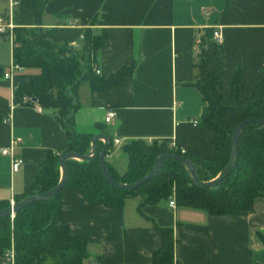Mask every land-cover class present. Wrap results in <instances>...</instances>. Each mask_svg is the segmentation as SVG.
Masks as SVG:
<instances>
[{"label": "crops", "instance_id": "crops-1", "mask_svg": "<svg viewBox=\"0 0 264 264\" xmlns=\"http://www.w3.org/2000/svg\"><path fill=\"white\" fill-rule=\"evenodd\" d=\"M16 1L15 27L34 25V13ZM9 9L10 0H0V16L6 21ZM42 23L56 27V40L77 49L86 28L104 34L95 63L104 78L135 64L132 73L108 89L91 91L83 83L81 105L75 112L79 132L110 137L112 149L106 161L120 174L129 162L122 147L137 138L168 139L170 146L183 148L197 159L213 156V131L194 122L206 102L189 83L197 72L199 42L207 28L222 31V41L211 38L207 46L212 53L210 66L222 62L226 98L231 97V79L238 67L242 96L249 95L264 77V0H47ZM13 48L9 33L0 32V199L10 201L30 189L48 149L59 151L70 144L53 107L37 109L19 103L12 120H4L13 96L4 77L14 60ZM38 71L24 67L19 75ZM22 79L26 76L17 78ZM109 107L116 115L107 121ZM12 137L21 138L15 151L23 162L17 170L12 169L11 157L1 153ZM115 138L121 142L116 144ZM103 143L100 138L98 149ZM169 197L140 209L141 197L131 196L123 206L110 207L64 188L62 208L72 233L88 240L87 264H153V253L162 245L155 223L173 226V264H264V196L255 200L253 211L241 215L172 206ZM0 264H13V259L0 255Z\"/></svg>", "mask_w": 264, "mask_h": 264}, {"label": "trees", "instance_id": "trees-1", "mask_svg": "<svg viewBox=\"0 0 264 264\" xmlns=\"http://www.w3.org/2000/svg\"><path fill=\"white\" fill-rule=\"evenodd\" d=\"M47 0H20L36 17L34 25H18L14 28L13 58L25 68H38L35 73L20 74L26 79L18 80L15 100L29 95L43 107L56 109V117L69 136L66 148L48 149L40 163L30 189L17 194L19 201L28 194L39 193L55 186L61 177L59 159L68 151L81 154L89 152L93 134L76 129L75 112L81 105L79 91L88 83L91 91L105 90L132 73L134 65L124 66L108 78L96 72V53L105 42L104 34H96L91 28L83 33L79 49L68 42L54 38L56 27L42 23ZM18 17V14L15 15ZM209 27L199 42L195 61L197 72L190 84L202 93L206 104L199 122L213 131L214 154L197 159L182 149L170 146L168 139H133L123 145L129 162L120 174L106 161L113 178L121 182H135L152 168L162 152L178 153L190 157L196 164L201 180L214 178L231 157L234 127L251 117L264 118V77L252 92L242 96V70L236 69L231 79L232 94H223L220 76L222 62L210 66L212 53L207 42L213 36ZM223 47H219V51ZM18 75V77L20 76ZM112 147L110 140L108 148ZM102 147L99 146L100 150ZM67 181L58 195L52 199L35 200L19 209L13 217H0V255L13 247V264H87L88 240L72 233L64 219L62 192L72 188L90 201L102 202L110 207L123 206L126 198L140 196L139 208L144 204L157 203L175 194L180 206L201 208L215 215H241L254 210L255 200L264 196V124H245L240 133L236 166L216 186L206 187L195 183L186 167L177 159L166 156L161 170L134 189H122L106 180L99 155L92 160L67 159ZM10 199H0V210L10 206ZM196 229L202 225L189 224ZM156 228L162 235V245L153 253V264L174 263V230L170 225Z\"/></svg>", "mask_w": 264, "mask_h": 264}, {"label": "water", "instance_id": "water-1", "mask_svg": "<svg viewBox=\"0 0 264 264\" xmlns=\"http://www.w3.org/2000/svg\"><path fill=\"white\" fill-rule=\"evenodd\" d=\"M36 100V98H34ZM251 122H258L261 124H264V118L261 117H251L246 120H243L239 122L233 129V135H232V151H231V157L227 164L220 170V172L212 179L209 180H201L198 174V169L195 164V162L188 156L178 154V153H169V152H162L160 153L151 170L142 178L135 182H121L117 181L113 178L111 172L108 169L107 163H106V150L110 142V137L105 134V133H97L92 136L91 139V148L89 152L85 154L78 153L76 151H68L66 152L60 159H59V165L61 169V177L59 182L53 186L50 189H47L45 191L39 192V193H32L28 194L24 198H22L19 201H15L13 205H10L4 209L0 210V217L4 215H11L13 217L15 213L21 209L22 207L27 206L31 202L35 200H47V199H52L56 197L59 193V191L64 187L67 181V159L69 158H78L82 160H92L96 156L99 155L100 157V164L102 168V172L106 178L107 181H109L111 184L118 188L122 189H134L138 187L140 184L145 182L146 180L150 179L153 177L155 174H157L162 166H163V161L166 156L173 157L177 160H179L187 169L189 172L191 179L202 186L206 187H213L218 185L223 178L226 176V174L231 171L237 163V158H238V147H239V139H240V133L245 124L251 123ZM100 138L104 139L103 146L100 150H98L97 147V142Z\"/></svg>", "mask_w": 264, "mask_h": 264}, {"label": "built area", "instance_id": "built-area-1", "mask_svg": "<svg viewBox=\"0 0 264 264\" xmlns=\"http://www.w3.org/2000/svg\"><path fill=\"white\" fill-rule=\"evenodd\" d=\"M17 3L16 0H10V9L8 12V21L5 20L4 16H0V32H8L9 35L12 37V39L14 40L15 37V33H14V28H15V23H14V8L13 6ZM213 40L221 42L222 41V31L220 28H215L213 31V36H212ZM24 68L23 65H21L20 63L16 62L15 60H13L9 66V68L4 72V77L9 80L11 87H12V92H13V96H12V100H11V104L9 107V111L7 113V115L4 117L5 121H11L13 118V109L15 108V106L19 103H23V104H30L32 106H34L37 109H41L42 106L40 103H38L36 100H34L31 96L29 95H23L20 101H16L15 100V91L18 85V75L19 72ZM95 70L96 72H100V68L95 66ZM116 115V110L112 107H109L107 112H106V116L105 119L107 121L112 120ZM195 123H198V120H194ZM21 142V138L20 137H12L9 144L4 145L1 147V153L5 154V155H9L12 159V169L13 170H17L21 163L23 162V158L18 156L16 154L15 148L16 146ZM114 142L116 144H119L121 141L119 138H115ZM112 147L108 148L106 150V153L111 152ZM182 151L184 152L185 149L182 148ZM170 204L172 206H176V198H175V194L173 193L172 195H170ZM15 203V200L12 199L10 205H13ZM8 255H10L13 259L14 257V249L13 247L8 251L7 253Z\"/></svg>", "mask_w": 264, "mask_h": 264}]
</instances>
